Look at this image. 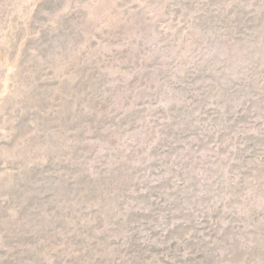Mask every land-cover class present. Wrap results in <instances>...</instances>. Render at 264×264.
I'll return each instance as SVG.
<instances>
[{"label":"rangeland","instance_id":"1","mask_svg":"<svg viewBox=\"0 0 264 264\" xmlns=\"http://www.w3.org/2000/svg\"><path fill=\"white\" fill-rule=\"evenodd\" d=\"M0 264H264V0H0Z\"/></svg>","mask_w":264,"mask_h":264}]
</instances>
